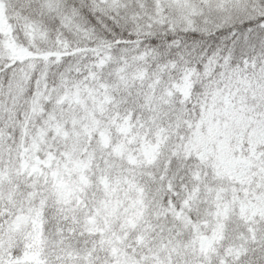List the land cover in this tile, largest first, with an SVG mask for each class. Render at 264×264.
Listing matches in <instances>:
<instances>
[{
  "label": "snow or ice",
  "instance_id": "obj_1",
  "mask_svg": "<svg viewBox=\"0 0 264 264\" xmlns=\"http://www.w3.org/2000/svg\"><path fill=\"white\" fill-rule=\"evenodd\" d=\"M0 264H264V0H0Z\"/></svg>",
  "mask_w": 264,
  "mask_h": 264
}]
</instances>
